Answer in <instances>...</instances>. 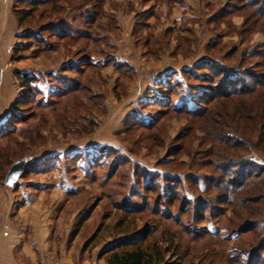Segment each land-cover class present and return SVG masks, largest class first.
<instances>
[{"label":"rangeland","instance_id":"obj_1","mask_svg":"<svg viewBox=\"0 0 264 264\" xmlns=\"http://www.w3.org/2000/svg\"><path fill=\"white\" fill-rule=\"evenodd\" d=\"M239 2L57 0L58 10L39 5L19 28L13 0H0V82H11L10 94L0 89V127L10 124L0 134V264H108L113 242L145 234L149 249L169 250L164 264H264V247L256 250L264 214L249 209L264 210V199L249 202L264 189L224 203L227 175L206 165L220 160L205 155L218 145L207 125L160 105L169 87L172 102L194 106L212 85L182 70L208 57L224 68H264L254 53L264 48V28L245 21L247 8L230 7ZM56 22L74 36H52ZM26 29L32 33L21 38ZM25 70L36 83L23 85ZM17 99L25 104L13 111ZM158 115L152 128L126 127L135 116ZM248 149L264 164L261 147ZM23 157L29 164L17 185H5ZM257 219L263 225L244 227Z\"/></svg>","mask_w":264,"mask_h":264},{"label":"trees","instance_id":"obj_2","mask_svg":"<svg viewBox=\"0 0 264 264\" xmlns=\"http://www.w3.org/2000/svg\"><path fill=\"white\" fill-rule=\"evenodd\" d=\"M237 1H240V4L232 3L230 7H236L237 9L247 8L249 12L247 13L245 21L251 20L253 25L260 23L261 28H264V0ZM49 2H52V9L54 11L58 10L56 4L57 0H13L12 11L17 19L19 28L24 26L23 23L31 19L33 11L39 7V5ZM41 15H43V12ZM60 23L56 22L54 25L49 24L50 26H48V28L52 31V36L58 39L70 37L69 34L71 32L64 29L62 24L59 25ZM58 25L60 29H58ZM32 30L33 29H26V31L21 34V38L28 37L29 34H27V32L32 33ZM42 30L44 31L46 28L43 27ZM30 35L37 38L38 41L41 40L40 33ZM70 35L74 36V34ZM45 44L51 45L49 42H45ZM210 45H214V43ZM13 50L18 51L19 48L13 47ZM232 51L233 53L231 52V55L234 54V50ZM254 53L264 57V48L256 50ZM231 55L228 52L224 54V57ZM244 58L245 57L242 59ZM71 67L77 68L76 63L67 66V68ZM261 67L262 62H255L253 68L248 69L236 68L234 66L224 68L222 62L208 57L195 64L192 68L182 70L183 75H188L189 77L193 76V78H198L209 83L211 82L212 86L205 88L194 98V106H188L186 101H182L180 105L176 102H172L170 99L172 97L169 94L171 89L169 87L165 97L160 100V105H162L164 109H172L175 112H182L191 117L201 118L203 119L202 123L207 125L206 131L208 133V138H213L214 141H211L213 143H218V145H213L211 150H206L205 155L216 156L219 157L220 160L219 162L210 160L211 163L208 162L206 165L215 164L217 165V171L223 175H227L225 177L228 186L225 188L224 203L233 202L234 195L241 193L246 188H250V190L256 188L259 191L261 188L264 189V164L258 162L251 156H247L249 146L261 147L264 151V68L257 70ZM201 69L207 70L212 74L199 73ZM231 71L237 74V76H231ZM21 80L23 85L28 86L37 82L35 76L25 73L22 74ZM20 104L24 105L25 100L17 99L13 111H18L15 107H18ZM135 117L136 118L132 120L129 119L130 124L126 126L127 128L139 126L144 129L152 128L158 123L160 115H158L157 119H150L149 121H144L143 117ZM9 128L10 124L5 125L3 128L0 127V134L2 136L7 135V129ZM184 137L185 136L182 134L179 139ZM181 149L179 144L174 148L176 152L181 151ZM174 150L170 153H174ZM23 159L27 161L28 166L29 160L25 157H23ZM166 177L167 180L171 182L175 181V177L179 179V176H174V174H168ZM211 178L207 179L210 180ZM198 179L202 178H195L196 184H199ZM212 180H214L213 187L215 188L217 186L218 188V179L213 178ZM148 189L152 190L150 188ZM249 199V202L259 203L260 199H264V193L260 195L259 199ZM205 202L210 201L206 199ZM200 203L202 204V202ZM200 209L203 210L202 207ZM249 209L250 211L256 209L258 216H263L264 214L263 208L249 207ZM261 221H263V219H257L254 222H246L244 227H249V229L252 227L253 230L259 225H263ZM146 237L147 234L139 238L126 236L120 240H116L110 245L109 250L104 252L109 254L106 260L107 263L164 264L165 256L169 250H160L159 248L149 249L145 245ZM262 247H264V242L261 244L260 248L256 250H262ZM170 255L174 257L177 253L171 252Z\"/></svg>","mask_w":264,"mask_h":264},{"label":"water","instance_id":"obj_3","mask_svg":"<svg viewBox=\"0 0 264 264\" xmlns=\"http://www.w3.org/2000/svg\"><path fill=\"white\" fill-rule=\"evenodd\" d=\"M26 166L27 161L23 158L12 162L5 175V185L14 188L17 185L19 178L21 177V174L26 168Z\"/></svg>","mask_w":264,"mask_h":264},{"label":"crops","instance_id":"obj_4","mask_svg":"<svg viewBox=\"0 0 264 264\" xmlns=\"http://www.w3.org/2000/svg\"><path fill=\"white\" fill-rule=\"evenodd\" d=\"M11 14V13H10ZM7 18H9V20H10V16H8L7 15ZM15 18V17H14ZM2 20V19H1ZM15 21H17L16 20V18H15ZM2 25H4V27H3V29L6 27V25L5 24H1V29H2ZM2 29V30H3ZM9 36L7 35L6 37H3V39H2V42H1V44H2V48L3 47H5V49H6V51L8 52L9 51ZM11 48V47H10ZM1 60H2V56H1V52H0V62H1ZM20 72H22V73H24V72H27L26 70L25 71H20ZM43 72V71H42ZM10 84H11V82H10V79H8L7 77H5L4 78V80L2 81L1 80V82H0V89L2 90L3 88H4V91H2L3 93L4 92H8L9 91V88H10ZM2 94V93H1ZM8 94H10V92H8L7 93V95ZM7 98H10V97H7ZM7 98H6V100H7ZM11 100H13V98H11ZM7 112V111H6ZM4 115H5V113L3 114V116H2V120L1 121H3L4 120Z\"/></svg>","mask_w":264,"mask_h":264}]
</instances>
